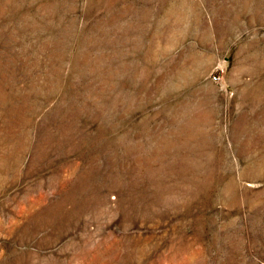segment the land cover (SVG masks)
<instances>
[{
	"label": "rangeland",
	"instance_id": "1",
	"mask_svg": "<svg viewBox=\"0 0 264 264\" xmlns=\"http://www.w3.org/2000/svg\"><path fill=\"white\" fill-rule=\"evenodd\" d=\"M0 264H264V0H0Z\"/></svg>",
	"mask_w": 264,
	"mask_h": 264
},
{
	"label": "built area",
	"instance_id": "2",
	"mask_svg": "<svg viewBox=\"0 0 264 264\" xmlns=\"http://www.w3.org/2000/svg\"><path fill=\"white\" fill-rule=\"evenodd\" d=\"M215 79V77H213Z\"/></svg>",
	"mask_w": 264,
	"mask_h": 264
}]
</instances>
